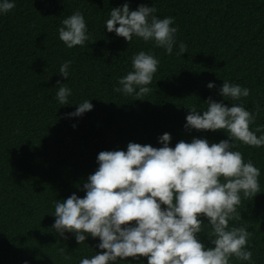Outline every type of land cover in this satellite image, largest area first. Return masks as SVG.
Returning <instances> with one entry per match:
<instances>
[{"label":"trees","instance_id":"1","mask_svg":"<svg viewBox=\"0 0 264 264\" xmlns=\"http://www.w3.org/2000/svg\"><path fill=\"white\" fill-rule=\"evenodd\" d=\"M11 2L15 7L0 13V264H79L101 251L99 238L86 235L78 244L73 233L61 236L52 228L53 201L73 193L84 196L83 184L98 168L99 152L126 151L129 142L161 147L158 138L165 132L171 135L170 147L193 137L209 144L230 139L224 130L184 127L188 107L196 105L202 114L209 97L229 107L242 104L251 112L258 105L250 127L264 129V0ZM125 2L130 10L145 4L155 7L154 15L161 19L174 18L172 26L178 31L171 55L153 41L133 36L128 43L107 31L111 9ZM76 10L84 16L90 39L68 48L58 29ZM181 42L187 51L176 55ZM140 51L152 54L159 64L147 85L151 91L136 99L114 88L133 70L131 58ZM65 61H71L68 78L59 73ZM224 81L248 88L250 95L239 101L222 97ZM61 85L71 89L67 105L56 99ZM85 100L93 105L90 111L68 115ZM232 143V150L260 169L261 191L252 199L241 193V219L229 221V227L247 226L252 260L233 256L230 264H264V146ZM201 219L199 239L211 247L206 234L210 225ZM60 248L71 259L65 260ZM113 264H147V258Z\"/></svg>","mask_w":264,"mask_h":264},{"label":"clouds","instance_id":"2","mask_svg":"<svg viewBox=\"0 0 264 264\" xmlns=\"http://www.w3.org/2000/svg\"><path fill=\"white\" fill-rule=\"evenodd\" d=\"M15 7L11 0H0V13ZM155 7L140 4L130 10L125 2L114 7L105 21L108 32H114L131 42L133 36L171 55L176 42L174 18H159ZM59 39L68 47L84 46L90 39L84 16L79 10L61 21ZM118 25V26H117ZM95 42V41H92ZM187 51L181 42L176 55ZM71 61L59 67V73L69 76ZM159 61L152 54L140 51L131 58L132 71L118 79L116 92L142 99L151 89ZM60 81H57L59 84ZM213 88L212 82L207 84ZM138 89V90H137ZM222 97L239 101L250 90L239 84L224 81L219 89ZM71 89L61 85L56 93L60 105H67ZM207 109L200 114L196 105L189 106L184 127L198 131L224 130L230 139L211 143L193 137L191 142L180 140L170 147L171 135L163 133L161 147L129 142L127 150L101 151L97 155L98 168L83 184L84 196L75 193L63 200L53 201L55 221L52 228L61 236L71 232L78 244L86 235L99 238L96 252L79 264H113L127 258H147V264H230V257L251 261L247 245L251 233L247 226L229 227V221L241 219L237 212L244 199H252L261 191L260 169L251 160L245 162L232 141L251 147L264 146L261 126L250 127L259 114L242 104L226 106L209 97ZM89 100L79 103L69 116L90 111ZM75 127V125H74ZM163 205V207H162ZM205 218L211 231L207 232L211 247L199 239ZM67 237H65L66 239ZM65 259L71 256L58 249Z\"/></svg>","mask_w":264,"mask_h":264}]
</instances>
